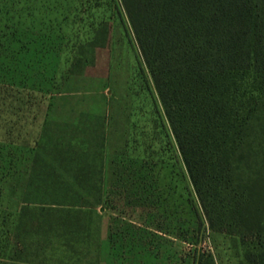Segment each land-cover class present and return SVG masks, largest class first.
Instances as JSON below:
<instances>
[{"label":"trees","instance_id":"trees-1","mask_svg":"<svg viewBox=\"0 0 264 264\" xmlns=\"http://www.w3.org/2000/svg\"><path fill=\"white\" fill-rule=\"evenodd\" d=\"M17 2L0 0V115L8 108L19 120V111L29 123L47 98L16 78L17 57L30 50L35 33L23 26L33 10L18 9ZM121 2L169 127L167 137L174 140L210 230L238 240L247 264H264V0ZM16 123L10 122L6 142L16 146L11 154L19 147L31 157L30 173L15 211L0 202V220L2 214L5 220L14 217L5 243L0 241V264H86L74 233L69 236L65 224L48 218L35 221V212L102 206L105 143L98 149L51 146L32 134L22 136ZM171 150L169 142L159 148ZM2 161L0 199L8 174ZM193 264L215 262L195 252Z\"/></svg>","mask_w":264,"mask_h":264},{"label":"rangeland","instance_id":"rangeland-1","mask_svg":"<svg viewBox=\"0 0 264 264\" xmlns=\"http://www.w3.org/2000/svg\"><path fill=\"white\" fill-rule=\"evenodd\" d=\"M17 1L18 9L33 10L23 26L35 33L30 50L17 57L16 78L47 103L33 111L37 119L30 124L19 111V120L8 108L0 115V158L8 173L0 202L15 211L30 173L31 157L19 147L11 154L16 146L6 142L11 121L22 136L32 134L51 146L98 149L104 142L103 205L93 211L38 210L35 221L65 224L79 241L81 260L87 253L86 264H193L195 252L211 255L215 264H247L245 247L212 232L203 216L174 140L167 137L121 0ZM63 70L69 74L61 75ZM168 142L172 150L161 153ZM13 221L2 214V244Z\"/></svg>","mask_w":264,"mask_h":264}]
</instances>
